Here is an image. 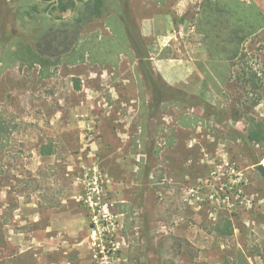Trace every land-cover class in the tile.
Returning <instances> with one entry per match:
<instances>
[{
	"label": "rangeland",
	"instance_id": "374dc122",
	"mask_svg": "<svg viewBox=\"0 0 264 264\" xmlns=\"http://www.w3.org/2000/svg\"><path fill=\"white\" fill-rule=\"evenodd\" d=\"M201 1L120 0L43 66L22 29L46 4L0 0V264H264V145L244 139L264 123V31L247 44L260 89L218 84ZM172 59L191 98L158 106L145 63L167 83Z\"/></svg>",
	"mask_w": 264,
	"mask_h": 264
},
{
	"label": "trees",
	"instance_id": "16d2710c",
	"mask_svg": "<svg viewBox=\"0 0 264 264\" xmlns=\"http://www.w3.org/2000/svg\"><path fill=\"white\" fill-rule=\"evenodd\" d=\"M27 6L29 8L25 10L26 15H29L31 9H36L30 4ZM262 31L264 10L254 0H202L200 3L195 32L202 37L209 60L229 61L232 68L231 78L233 76L244 82L253 91L260 89L261 85L258 72L248 63L247 44ZM67 57L71 58L72 54ZM50 59L52 58L40 56L38 61L46 66ZM145 64V80L152 88L158 106L168 99L188 105L191 96L185 90L168 86L149 61ZM197 98L202 97L192 96L193 101ZM244 139L249 143L264 145V123L255 119L249 120ZM220 228L223 234L229 235L232 232L231 223Z\"/></svg>",
	"mask_w": 264,
	"mask_h": 264
},
{
	"label": "flooded vegetation",
	"instance_id": "af4514ba",
	"mask_svg": "<svg viewBox=\"0 0 264 264\" xmlns=\"http://www.w3.org/2000/svg\"><path fill=\"white\" fill-rule=\"evenodd\" d=\"M46 4L48 23L24 16L22 31L31 39L38 52L46 58L57 59L73 53L75 43L83 32L85 22L102 20L110 15L109 6H119L120 0H66L69 7L67 15H54V11L63 5V0H38ZM101 1V3H100ZM40 13L39 9H33ZM121 19L120 13H116Z\"/></svg>",
	"mask_w": 264,
	"mask_h": 264
},
{
	"label": "crops",
	"instance_id": "0c3cea01",
	"mask_svg": "<svg viewBox=\"0 0 264 264\" xmlns=\"http://www.w3.org/2000/svg\"><path fill=\"white\" fill-rule=\"evenodd\" d=\"M181 30L183 34H186L188 31H190L188 22H185ZM175 60H167L165 62V72L162 71V73L167 83H169L173 87L182 88V86L187 83L188 79L193 74V66L190 65L189 67H187L182 60ZM173 63H178L180 68V70L174 75L168 70V66ZM206 65L209 67V74L218 84L226 83L228 78L231 76L232 68L229 61H208Z\"/></svg>",
	"mask_w": 264,
	"mask_h": 264
},
{
	"label": "water",
	"instance_id": "95a60500",
	"mask_svg": "<svg viewBox=\"0 0 264 264\" xmlns=\"http://www.w3.org/2000/svg\"><path fill=\"white\" fill-rule=\"evenodd\" d=\"M257 169L260 171V173L264 176V164L261 163L257 166Z\"/></svg>",
	"mask_w": 264,
	"mask_h": 264
}]
</instances>
